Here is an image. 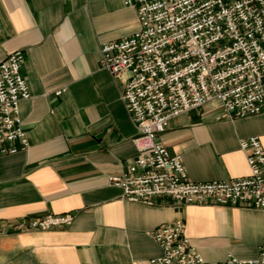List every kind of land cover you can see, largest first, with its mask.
<instances>
[{
  "label": "crops",
  "instance_id": "1",
  "mask_svg": "<svg viewBox=\"0 0 264 264\" xmlns=\"http://www.w3.org/2000/svg\"><path fill=\"white\" fill-rule=\"evenodd\" d=\"M137 29L123 0H0V62L23 52L30 95L18 105L28 146L0 156V264H149L162 251L148 232L175 220L206 262L257 256L264 210L168 199L146 206L109 183L135 158L137 130L120 100L124 77L100 67V47ZM252 136L264 151V113L221 118L211 102L172 119L157 140L189 181L204 183L247 175L239 141ZM48 214L73 222L26 229Z\"/></svg>",
  "mask_w": 264,
  "mask_h": 264
},
{
  "label": "built area",
  "instance_id": "2",
  "mask_svg": "<svg viewBox=\"0 0 264 264\" xmlns=\"http://www.w3.org/2000/svg\"><path fill=\"white\" fill-rule=\"evenodd\" d=\"M134 7L138 29L100 47L99 65L122 81L120 100L137 130L136 156L109 183L128 202L156 199L183 205L215 204L264 210V151L258 137L239 141L248 174L222 181H189L178 156L157 140L169 122L211 102L221 118L264 113V0H123ZM23 52L0 62V156L26 149L19 102L29 99L21 75ZM57 90L55 95L64 93ZM70 214L26 223L29 231L69 227ZM182 220L148 232L162 253L149 264H264V238L256 257L227 255L206 262L184 233Z\"/></svg>",
  "mask_w": 264,
  "mask_h": 264
}]
</instances>
